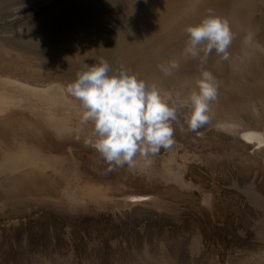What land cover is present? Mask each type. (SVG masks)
Here are the masks:
<instances>
[{
  "label": "rangeland",
  "instance_id": "1",
  "mask_svg": "<svg viewBox=\"0 0 264 264\" xmlns=\"http://www.w3.org/2000/svg\"><path fill=\"white\" fill-rule=\"evenodd\" d=\"M154 1L134 0L128 11L121 9L123 15L110 19L107 17L108 20L96 27V30L93 28L92 32L84 31L77 38L56 36L53 40L40 42L29 32L43 23L41 19H44L45 12L50 8L52 10L59 1L0 0V73L7 72L6 75L0 74V78L10 72V78L7 79L41 89L59 85L54 89H63L64 92V88L77 78L85 64L91 66L105 60L113 70L125 67L126 64L128 69L127 66L132 64L128 70L138 74L137 77L140 75V79L146 78L145 81L155 82L161 88H169L172 83L163 80L158 83L157 80V75L161 73L157 65L166 61L162 55L167 51L163 46L165 41L162 43L158 39L159 29L156 31L152 28L145 32L140 28L141 24L129 21V17L137 11V6L143 7ZM183 1L177 0L180 12L184 10ZM228 2L224 0L216 7L219 15L226 12L227 16ZM189 10L172 13V21L177 18V22L186 21L187 26L198 23L203 18V15H195L192 13L194 11ZM190 13L192 15L189 18ZM126 29L129 30L124 33ZM118 33L122 35L120 39L117 37L120 36ZM137 34H141L140 37ZM163 36L164 40L172 43L170 40L174 37L172 39L167 34ZM262 38L258 40L264 45ZM181 39V45H185V32ZM135 41L142 43L136 44ZM145 41L153 45L150 46L152 49H149V44L147 46L148 42ZM134 43L136 48L131 45ZM157 45L158 49H155ZM114 49L116 53L113 52ZM131 49L134 51L131 52ZM147 49L149 52H146ZM124 50L126 53H134V56L131 53H127L128 56L122 55ZM141 50L146 53L141 55ZM153 50L159 51L154 53ZM150 51L156 56L153 53L147 55ZM138 58L142 60L137 62ZM150 58H155L154 62H157H152L153 59ZM249 63L253 65L252 60ZM260 68L264 69V63ZM147 70L149 71L144 72ZM188 81L190 80L186 79L183 83L189 84ZM4 83L2 80L0 87L9 89L10 86L11 89V84ZM13 90L9 93H14L11 92L5 98H9L10 102L18 93L21 97L20 93H25V96L21 106L12 105V109L0 107V264H141L144 257H147L145 260L153 259V264H156L161 254L167 260L169 258L167 262L173 264H248L252 257L259 254V250L264 249L250 242L238 245L240 240L246 238L241 233L243 228L247 229L239 222L254 217L252 206L255 207L250 200L253 193L249 192L254 190L262 195V191L261 188L259 191L258 188L255 189L249 180L253 172H258L255 168L257 164L250 157L242 161L236 145L240 148V153H247L252 150L255 139L238 138L236 145H226L222 143L221 136L227 137L228 131L221 130L218 126L209 128L205 125L195 132L186 130L188 126L178 123L184 120L182 113L178 121L173 122L174 144L151 157L153 164L150 168L145 169L140 162L135 169L125 166L109 172V165L99 154L94 149L85 147L84 141L89 136L91 126L80 124L78 101L66 92L60 98L61 93L57 92L56 95L61 100H57L55 95L58 102L47 104L39 96H27L25 91L17 88ZM9 100L1 103L7 104ZM19 112H23L20 116H26L22 121L14 114ZM10 113L14 117L8 115ZM12 118L14 121H11ZM55 124L62 128L66 126L60 129L58 126L55 128ZM52 128L62 131L57 130L56 134H64L58 137ZM79 129L80 135L77 133ZM66 130L70 133H65ZM19 150H22L23 155L28 154L29 150L28 156L30 159L33 157V163H27L26 167L25 163H19L24 166H18L14 160L19 157ZM14 154L13 160L11 157ZM8 155L10 156L5 162ZM188 172H192V178L185 180ZM262 173L261 183L264 188V172ZM8 189L12 192H6ZM239 228L241 229L238 230ZM195 239L198 243L200 241L199 245H192L193 242L197 243ZM251 250L255 251L254 256L251 255Z\"/></svg>",
  "mask_w": 264,
  "mask_h": 264
},
{
  "label": "bare ground",
  "instance_id": "2",
  "mask_svg": "<svg viewBox=\"0 0 264 264\" xmlns=\"http://www.w3.org/2000/svg\"><path fill=\"white\" fill-rule=\"evenodd\" d=\"M58 1L59 2H58V4H56V6L54 4H53L54 7L51 5L53 7L52 10L50 8L47 12H45V14L43 15L45 20L40 18L41 20H43V23H39L40 25L37 26L38 27L37 29H34V30L32 29L33 31L31 30L29 32V34L34 39H36L37 41L43 42V41H46V40H53L54 38H56V36L61 37V38H69V37H71V38L74 37L75 38L76 36H78L79 34L83 33L84 31H91L92 32L93 28L95 29L96 27L100 26L106 20H108L110 18L117 17L118 15H123L124 12L121 13V9H124L125 11H128V9L131 6H133V3H134L133 2L134 0H58ZM155 1H157V2L155 3ZM155 1L153 3H151V4L149 3V5H144L143 7L137 6V11H135V13L133 15H131V18L129 17V21L137 22V24L138 23L141 24L140 28L143 31H145V32L150 30V29H152V28H153V30L155 29L156 31H157V29H159L157 32H159L160 34L158 35V33H157L156 35H158V39L160 38L162 40V43L165 41L163 43V46H164L165 51L167 50L166 53L163 54L164 56L162 55V57H164L165 60H166L165 62H167L169 60H177L180 63L179 71L175 72L172 76L165 77L162 73H160V75H157V77H159V79H157L159 81L158 83H162L161 80H163L164 82L165 81L166 82L169 81L170 83H172L171 86H168L169 88H167V87L166 88H161L160 86L159 87L164 92L175 93L176 91H181V92H185L186 93L187 91H189L190 89H192L195 86V82H196L197 78L200 75L201 65L199 64L198 60H192L191 58L185 57L183 55V51H181L182 49H184V46H185L183 44L184 42L182 41L183 45H181L180 41L184 39V38L181 39V36L184 33L183 29L186 27V24H185L186 21L185 22H179V21L177 22V20H178L177 18H176V20L173 19L174 21H172V18L174 17L172 13H175V12L181 10L180 6H179L180 4L177 2V0H155ZM228 1L229 2H228V5H227V8H226L227 9V16L225 15L226 12L224 14L222 13L220 16L225 18L226 20H228V22L230 24V27H231V30L234 33V39H233L231 47L229 48L230 59L225 61L221 57L217 56L215 51H213V53L208 58L207 64L203 65V68L205 70L211 71L214 74V76L217 78L218 82H219L218 98H217L216 101H214L212 103V113H211V115L213 116V119H212V122L210 124H206L205 126L209 127V128H213L212 126H218V127L221 128V130L228 131L227 137L221 136V138L223 139V140L221 139V141H223L222 143H224V144L227 143L229 145H231V144H235L236 145V141L238 140V138H241V139L243 138L245 140H250V139H255L256 140V143L254 144V146L251 147V149L253 151L251 150V151H247V153L246 152L245 153H240V148H238V145H236V147H237L236 151L240 155H242V157H241L242 161L246 160L245 159L246 157H248V158L250 157L253 160V162L257 164L255 166V168L258 169L259 174H258V172L257 173L253 172V175L249 176V178H250L249 180H251L250 183H252V186L255 187V189L258 188V191H259L260 188H261V191L264 193V188L262 187V183H263L262 180L263 179L261 178V174H263L262 172H264V69H261L262 67L260 68V65H263V63H264V59H263L264 57L262 58V54H261L262 46H264V45H261L260 42H259L260 40H258V38H260V37L264 38V0H228ZM183 2H182L183 3L182 5H184V10H182V11H185V10L188 11L189 9H191L192 11H194L192 13H195V15H203L204 16L205 10L209 9V8H211L213 10L215 9L214 12L216 14H218L217 13L218 10H217L216 7L220 6V4L222 2H224V0H185ZM49 3H51V2H49ZM190 6H193L195 8H192ZM179 12H178V14H179ZM40 15H39V17H41ZM174 15H176V14H174ZM191 15L192 14L190 13L189 14V18H190ZM107 17H108V19H107ZM186 17H187V14H186ZM182 18H184V17L182 16ZM195 19H196V17H195ZM164 27H166V30H164ZM111 28H112V26H111ZM108 30H109V28H108ZM128 30L129 29H126V31L124 33H127ZM121 31H122V29H121ZM164 31H167L168 33L166 32V34L169 37L172 36L171 37L172 39L174 37V39H173L174 41L170 40V41H172L173 44L170 43L169 40H164L163 39V37H164L163 35H166V34H164ZM108 34H110V33H108ZM139 35H141V34H139ZM154 35H155V33H154ZM121 36L122 35L117 36V37L119 38ZM131 36H133V35H131ZM248 37H251V40H250V42L245 43V40ZM112 41H113V39H112ZM136 42L138 43V41H135V43ZM145 42L146 43L148 42L147 46L150 43L149 41H145ZM124 43H126V42H124ZM135 43L131 44L132 46L134 45V48H136V46H137V45L135 46ZM139 43H142V42H139ZM156 44H158V43L156 42ZM102 45H103V43H102ZM110 45L111 44H109V46ZM150 46L151 45L149 44V47ZM159 46H161V45H159ZM131 47H129V51H130ZM151 47L149 49H152ZM156 47H154V48L158 49V45ZM133 49H131V52L134 51ZM149 49H147L146 52H149L148 51ZM142 50L140 51V52H142L141 55H143V53H146L145 50L144 51H142ZM153 51L155 53L156 51H159V50H156V51L153 50ZM113 52H115V49H114ZM124 52H125V50H124ZM124 52H123L122 55L126 54L128 56V54L131 53V52H129V53L127 52L128 53L127 54L126 52L125 53ZM94 53H96V52H94ZM121 53H122V51H121ZM137 53H139V52H137ZM152 53L153 52L150 51V53H147V55H150ZM154 53H153V55H154ZM132 54H134V53H131V55ZM135 55H136V53H135ZM119 56H121V54ZM133 56L134 55H132V57ZM154 56H156V54ZM263 56H264V54H263ZM108 57H110V55ZM132 57L130 56V58H132ZM137 57H138V55H137ZM158 57L159 56L157 54V58ZM162 57L160 55L161 59H163ZM139 59L140 58H138L137 62H139ZM152 59H151L152 62H154L155 58H152ZM119 60H120V62L123 61L121 59H119ZM140 60H142V59H140ZM143 60L145 61L146 59H143ZM250 60H252V63H253L252 66L249 63ZM123 62H122V64H123ZM127 62L129 63V61H127ZM127 62H125V63H127ZM140 62H142V61H140ZM147 62H148V60H147ZM155 62H157V60ZM163 62H164V60H163ZM154 63H152V64H154ZM126 65H124L125 66L124 68H126ZM130 65H132V64H129L127 66L128 69L130 68L129 67ZM134 65H136V63H134ZM254 65H256V66H254ZM4 66H5V64H4ZM136 66L139 67L138 65H136ZM150 66H152V65L150 64ZM257 66H258V68H255ZM142 67H143V64H142ZM136 69H138V68H136ZM143 69H145V68H143ZM135 71H137V70H135ZM148 71L149 70L144 71V72H148ZM152 72H153V70H152ZM156 72H154V73L156 74ZM6 73L4 74V72H3V74L2 73H0V74L6 75ZM8 74L11 75L10 72H8ZM8 74H7V76H3L2 78H0V79H2L5 82L4 83L5 85H10L11 84L12 85L11 86L12 90L14 88H17L19 91L20 90L25 91L27 93L26 94L27 96L28 95H30V96H35L36 95V97L39 96L40 98H42L41 100L44 101L47 104H52L54 102H58V101L55 100L56 98L59 101L61 100V99H58L59 97H58V95H56L57 92H59V94L61 93L59 95L60 98L65 94L64 92H66V91L62 92L63 89H60V90H58L56 88H55L56 90L54 89V87H59V85L51 86V87H53V89L51 87L50 88L49 87H44L45 89H41V88H35V87L30 86L28 84L25 85V83H23V82L19 83L21 81H18V80L14 81V80L7 79V77L10 78V76H8ZM0 77H1V75H0ZM14 77H11V79L12 78L14 79ZM139 77H140V75H139ZM16 79H18V78H16ZM144 79H146V78H144ZM152 79H155V78L153 77ZM152 79H149V80H152ZM186 79L190 80V81H188L189 84L188 83H186V84L183 83V82H185ZM2 80H0V82ZM6 82H9V84L8 83L6 84ZM174 82H176V83L178 82V83L177 84H173ZM179 82H180V84H179ZM19 87H21V89H19ZM5 89H4V87H0V104H1L0 107L1 108L10 107V109H12L11 108L12 105L21 106L23 104V98H24L23 96H25V93H23L24 95L22 93H20L22 95V97L19 95V93H18V95L16 93L17 96H13L14 99L10 98L11 99V102H10L9 98L8 99H5V98H6V95L13 94L14 90L11 91L12 93L10 92L11 93L10 94L9 93V91L11 90L10 86H9L10 90L8 89V87H7L8 91H5ZM18 90L16 92H18ZM64 90H66V88H64ZM23 91H21V92H23ZM62 93H64V94L62 95ZM64 99H65V97H63V100ZM7 100H9V101L6 104L5 102ZM12 100H14V101H12ZM2 101H5V102H3V104L5 103L6 107H4V105L1 103ZM9 102L11 103V105H9L10 104ZM30 106H32V105H30ZM18 111L19 110H17V112ZM14 112H16V109H14ZM20 112H19V114L18 113H14V114L18 115L16 117L19 118V121H20V119L22 121V118H24L26 116H24V115H23V117H22V115L20 116V114H23V112L22 113H20ZM8 115H12V114L10 113ZM181 115H182V113H181ZM12 116L14 117V115H12ZM11 121H14L13 118H12ZM178 123H179V125H183L184 124L185 127L187 126V124L184 122V120L178 121ZM57 126L60 129H64L66 125H64L63 128L60 127L59 125H56V127L55 126L54 127L58 128ZM74 127L77 128L76 126H74ZM55 128H52V130L53 129L55 130ZM60 129L59 130L57 129V130L59 132H62ZM71 129H73L72 126H71ZM187 129H188V127L186 128V130ZM57 130H55V133L53 132L55 135L59 134V133L56 134L58 132ZM68 131L66 130L65 133L68 132ZM86 132L88 133L89 131H86ZM47 133L51 137V134L49 132H47ZM68 133H70V131ZM77 133L81 134V130L79 129V132H77ZM61 134H64V133H60V135ZM78 134H75V135H78ZM60 135H58V137H60ZM67 135L70 136V134H67ZM52 136H53V139H54V135H52ZM61 138H62V136H61ZM213 139H215V138H213ZM29 150L27 151L28 154H29ZM21 151H20V153H21ZM20 153H19V155L17 154L19 157L17 156L18 158L15 159V160L19 159L18 162L14 160V157H15L16 154H14V156L11 157L14 160V162H16V164L18 163V166L19 165L20 166L23 165V164L21 165L19 163H25L24 164L25 166L23 165L24 167H26L27 163H28V165L33 163V161H32L33 160V157H32L33 155L31 156L32 158L30 159V157H29L30 154L28 156V154H24L23 155L22 153L21 154ZM9 156L10 155H8V157L6 156L5 162H6V159L9 158ZM38 161H40V160H38ZM38 161H37V164H38ZM10 162H12L11 164H14L13 161H10ZM40 162H42V161H40ZM7 164H9V163H7ZM4 166H7V165H4ZM10 168L14 169L13 167H10ZM20 168L21 167H19L18 169H20ZM166 170H169V169H166ZM192 172H188L187 175H185L186 177L184 179L186 180V178L187 179L192 178L191 177L192 176ZM193 173H195V172H193ZM169 174L170 173H168V175ZM208 174H210V173H208ZM172 176H174V174ZM179 177H181V176H179ZM200 179H201V177H200ZM263 186H264V184H263ZM247 189H249V187ZM223 190H224V188H223ZM251 190H252V188H251ZM10 191H11V189H8L6 192L9 193ZM262 192H261L262 195H260L259 192L257 193V191H254V190L252 192H249V193H253L252 194L253 197L251 196V198L250 197L249 198H250V200H252V203H253V205L255 207V208H253V206H252V209L254 210V214H253L254 217L253 218L250 217V219H247V220L244 219V220H241V222H239L241 225H244L247 229L245 230L243 228L244 231H242L241 233H243L242 235L246 236V238H245V240H240L239 242L237 241L238 245L247 244L246 242H250V243H252V245L253 244L254 245L257 244L258 247H262V249L264 248V197H263V193ZM220 193H219V196H220ZM249 195H251V194H249ZM213 206H215V205H213ZM253 210H252V212H253ZM240 229L241 228H239L238 230H240ZM237 233H238V231H237ZM194 237H195V234H194ZM195 238L198 239L197 237H195ZM197 244L199 245L200 241H199V243H198V241H197V243L193 242L192 245H197ZM254 248H255V246H254ZM251 251H253V250H251ZM262 251L259 250L258 251L259 254L258 255L256 254V257H254V258L252 257V259L250 258L251 261L248 264H264V253ZM203 253H205V252H203ZM234 253L236 254V252H234ZM253 253H255V251H253L251 253V255H253ZM159 254H161V253H159ZM192 254H193V251H192ZM136 256H137V254H136ZM141 256H139V257H141ZM144 256H146V254ZM138 259H140V258H138ZM145 259H147V257H144V259H142V263L141 264H153V263H155V262H153L154 261L153 259H152V261L151 260H145ZM148 259H149V257H148ZM136 260H134V261H136ZM168 260H169V258H168ZM168 260L163 254H161L160 259L157 260L159 262L156 263V264H173V263H170V261L167 262ZM242 261H243V257H242ZM245 262H246V260H245ZM247 262H248V260H247ZM136 264H138V263H136ZM178 264H179V262H178ZM188 264H190V263L188 262Z\"/></svg>",
  "mask_w": 264,
  "mask_h": 264
},
{
  "label": "clouds",
  "instance_id": "3",
  "mask_svg": "<svg viewBox=\"0 0 264 264\" xmlns=\"http://www.w3.org/2000/svg\"><path fill=\"white\" fill-rule=\"evenodd\" d=\"M183 31L187 35L183 55L201 65L195 86L186 93L164 92L155 82L140 79L124 67L113 70L105 60L85 64L67 85L66 93L78 101L80 124L91 126L85 147L99 154L109 165L107 171L125 166L135 169L140 162L145 169L150 168L151 157L174 144L173 122L181 113L193 132L212 122L219 82L203 65L213 51L225 61L230 59L234 33L228 20L211 8L198 23L187 25ZM250 40L246 38L245 43ZM157 67L169 77L179 71L180 63L169 60Z\"/></svg>",
  "mask_w": 264,
  "mask_h": 264
}]
</instances>
